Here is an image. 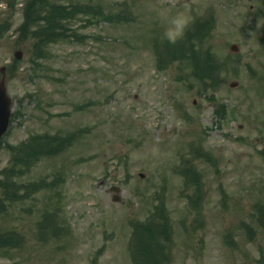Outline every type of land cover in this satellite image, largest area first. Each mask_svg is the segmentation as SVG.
<instances>
[{"label": "rangeland", "instance_id": "obj_1", "mask_svg": "<svg viewBox=\"0 0 264 264\" xmlns=\"http://www.w3.org/2000/svg\"><path fill=\"white\" fill-rule=\"evenodd\" d=\"M26 1L0 0V264H136L140 228L164 264H264V0H48L80 13L45 39Z\"/></svg>", "mask_w": 264, "mask_h": 264}, {"label": "trees", "instance_id": "obj_2", "mask_svg": "<svg viewBox=\"0 0 264 264\" xmlns=\"http://www.w3.org/2000/svg\"><path fill=\"white\" fill-rule=\"evenodd\" d=\"M41 5H44L47 7L46 11H49V14H50L49 17H47V18L44 17L41 9L39 8ZM88 9H90V8H88ZM99 10L100 9H98L97 11H93L94 12L93 14L95 16H97L101 12V15L99 17H103L104 11L101 10L97 14V12ZM40 12H41V14L38 16V19H34V16L36 14H39ZM77 13H80V11H68L67 7H65L64 5L63 6L62 5H60V6L52 5L48 2V0H31V1H28V4H27V13H26L27 21H26V23H27V25H29L30 22L32 24L33 20H35L36 22L39 20L42 21L44 23L43 28L48 29V31L46 29H41L40 37L43 39H45L46 37L54 38L55 37L54 34L60 36L59 34H61V32H64L63 30L65 29L66 26H65V24H63V22L73 18L74 15ZM46 32H50L51 36H46L47 35ZM203 72H204L203 76L205 79H208V77H209V79H212V77H211L212 75H210L212 73L211 70H209L208 68H204ZM34 145L35 146H33V144H30V145L25 146V148H23V150L21 149L20 155H21V153H24L23 160H26L27 156L33 157L36 155L35 158H37L38 154L43 155V154H45V152H48L50 155L55 154V153L59 152L61 147H62V146L58 147V149L56 151L53 148L48 149V142H45V141L34 143ZM46 145H47V147H46ZM18 160H20V159H18ZM3 175H4V173L0 172V180H1ZM7 186H8L7 184H4V183H2V181H0V189L7 188ZM9 187H10V185L8 186V188ZM40 187H41V185H37L34 188H40ZM29 188H31V185ZM25 197H27L25 191L23 192L22 195H18V191H17V193L14 196H12L11 198L17 202L18 200L25 198ZM198 203H199V201H198V199H196V204H198ZM6 209L7 208H6L5 204L0 206V212L6 211ZM53 216L54 215H51L50 219H52ZM138 225H140V224H138ZM145 226H147V225H144V228H148ZM55 230H59L57 228V226H55ZM138 230L137 231L135 230L136 231L135 235H137L139 243L140 244L142 243V245H143V243L145 244L147 242L146 238L152 237L154 239L153 240L154 247L151 250H149V248L147 247V252H145L144 254L141 253V254H139L140 256H136L135 258H133L134 262L136 264H164L168 260V258H167V256L164 255V253L160 254L159 251L155 250V244L158 242V238L156 237L157 236L156 232L152 229L148 230L146 232L141 230V228ZM3 236H5L6 241H3L4 240ZM17 241H21V239L17 240V237H16L14 232H11V233L10 232H6V233L0 232V243L2 242V243H8V245H13L15 243H18ZM161 249H164V247H160L159 250H161Z\"/></svg>", "mask_w": 264, "mask_h": 264}, {"label": "water", "instance_id": "obj_3", "mask_svg": "<svg viewBox=\"0 0 264 264\" xmlns=\"http://www.w3.org/2000/svg\"><path fill=\"white\" fill-rule=\"evenodd\" d=\"M232 49L237 50V47H232ZM15 55L17 59L22 58V52L20 51H17ZM0 71L3 74V78L0 80V139H1V137L7 131L9 126L12 99L9 97L7 92L6 68L2 67ZM236 85L237 84H233L232 86L234 87ZM116 190L118 191V189Z\"/></svg>", "mask_w": 264, "mask_h": 264}, {"label": "clouds", "instance_id": "obj_4", "mask_svg": "<svg viewBox=\"0 0 264 264\" xmlns=\"http://www.w3.org/2000/svg\"><path fill=\"white\" fill-rule=\"evenodd\" d=\"M172 23L174 27L166 31L165 37L168 39L169 43L176 44L184 37L185 31L192 23V19L184 13H179Z\"/></svg>", "mask_w": 264, "mask_h": 264}]
</instances>
